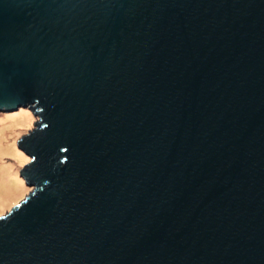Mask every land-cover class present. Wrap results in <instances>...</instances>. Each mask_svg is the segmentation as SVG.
I'll list each match as a JSON object with an SVG mask.
<instances>
[{"label":"water","instance_id":"1","mask_svg":"<svg viewBox=\"0 0 264 264\" xmlns=\"http://www.w3.org/2000/svg\"><path fill=\"white\" fill-rule=\"evenodd\" d=\"M18 107L0 264H264V0H0Z\"/></svg>","mask_w":264,"mask_h":264},{"label":"rangeland","instance_id":"2","mask_svg":"<svg viewBox=\"0 0 264 264\" xmlns=\"http://www.w3.org/2000/svg\"><path fill=\"white\" fill-rule=\"evenodd\" d=\"M35 116L27 107L0 111V215L7 212L29 191L19 174L29 160L17 140L33 126Z\"/></svg>","mask_w":264,"mask_h":264}]
</instances>
